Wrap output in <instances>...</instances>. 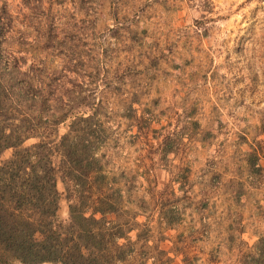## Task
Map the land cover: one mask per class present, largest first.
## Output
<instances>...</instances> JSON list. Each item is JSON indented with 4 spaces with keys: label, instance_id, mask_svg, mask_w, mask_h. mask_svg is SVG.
<instances>
[{
    "label": "rangeland",
    "instance_id": "1",
    "mask_svg": "<svg viewBox=\"0 0 264 264\" xmlns=\"http://www.w3.org/2000/svg\"><path fill=\"white\" fill-rule=\"evenodd\" d=\"M7 63L19 83L55 79L52 107L59 98L94 100L103 139L85 190L120 191L122 214L107 218L146 228L150 255L159 242L176 264H244L254 245L238 226L253 212L192 210L188 181L174 179L190 176V161L218 155L225 135L264 146V0H0ZM192 123L206 136L201 148H192ZM165 140L174 150L161 159Z\"/></svg>",
    "mask_w": 264,
    "mask_h": 264
},
{
    "label": "trees",
    "instance_id": "2",
    "mask_svg": "<svg viewBox=\"0 0 264 264\" xmlns=\"http://www.w3.org/2000/svg\"><path fill=\"white\" fill-rule=\"evenodd\" d=\"M18 80L14 64L0 65V155L11 151L0 163V264H176L159 242L147 252L146 228L119 222L120 191L96 197L85 190L103 139L94 100L78 95L63 105L59 98L52 107L55 79ZM262 128L264 135V121ZM173 146L164 141L161 159ZM244 264H264V236Z\"/></svg>",
    "mask_w": 264,
    "mask_h": 264
},
{
    "label": "crops",
    "instance_id": "3",
    "mask_svg": "<svg viewBox=\"0 0 264 264\" xmlns=\"http://www.w3.org/2000/svg\"><path fill=\"white\" fill-rule=\"evenodd\" d=\"M197 126V123H192V148H201L207 142L206 136L200 135L199 130L195 129ZM220 139H223V145L226 146L218 150V155L210 161H190V176L174 180L182 186L188 181L192 193V210H196L195 206L200 203L204 209L215 205L220 207V211L237 212L242 216L245 214L241 212L252 211V224L244 218L238 229L242 235L251 236L249 243L254 245L264 236V217L259 214L264 210V146L251 145L244 148L241 141L236 140L235 134ZM224 147L226 154L223 156ZM195 196L197 199L205 196L209 202L196 203ZM226 229L232 233L236 228L227 225Z\"/></svg>",
    "mask_w": 264,
    "mask_h": 264
}]
</instances>
